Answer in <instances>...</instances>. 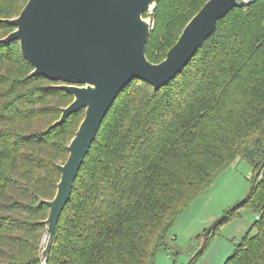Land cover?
<instances>
[{
  "label": "trees",
  "instance_id": "1",
  "mask_svg": "<svg viewBox=\"0 0 264 264\" xmlns=\"http://www.w3.org/2000/svg\"><path fill=\"white\" fill-rule=\"evenodd\" d=\"M207 1L159 0L143 14L151 18L150 63L165 59ZM26 2L0 0V33L14 30L3 20ZM32 70L17 41L0 42V264H154L178 216L238 159L252 168L251 184L260 173L220 225L242 207L256 220L224 264H264V0L238 3L163 88L139 80L123 88L79 169L45 261L49 209L41 201L55 195L84 111L50 128L72 96L55 88L60 83L28 78Z\"/></svg>",
  "mask_w": 264,
  "mask_h": 264
},
{
  "label": "water",
  "instance_id": "2",
  "mask_svg": "<svg viewBox=\"0 0 264 264\" xmlns=\"http://www.w3.org/2000/svg\"><path fill=\"white\" fill-rule=\"evenodd\" d=\"M159 0H27L19 15L3 20L14 27L0 42L17 41L22 57L33 67L28 78L40 76L60 83L55 88L72 96L60 109L50 128L62 124L72 113L84 111L67 146L68 157L59 165L60 179L52 200L41 201L49 211L42 222L46 260L58 219L73 183L100 125L123 88L132 80L163 88L179 74L196 51L239 0H208L183 28L176 43L158 64L145 57L151 29L143 14ZM260 170L243 200L225 212L204 232V242L252 193Z\"/></svg>",
  "mask_w": 264,
  "mask_h": 264
},
{
  "label": "rangeland",
  "instance_id": "3",
  "mask_svg": "<svg viewBox=\"0 0 264 264\" xmlns=\"http://www.w3.org/2000/svg\"><path fill=\"white\" fill-rule=\"evenodd\" d=\"M247 1L239 0L238 3ZM152 11L148 10V16ZM147 20L151 21V18ZM7 35L0 33V39ZM253 173L243 159L236 160L222 171L211 186L178 216L167 234L166 246L157 250L154 264H224L232 254L234 244L248 232L254 233L252 226L256 215L246 207L239 208L209 235L208 241L204 242L203 234L213 222L244 199L251 187ZM45 237L46 232L41 237V249Z\"/></svg>",
  "mask_w": 264,
  "mask_h": 264
}]
</instances>
